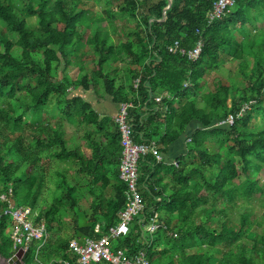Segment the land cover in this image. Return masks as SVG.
Masks as SVG:
<instances>
[{
	"label": "trees",
	"instance_id": "obj_1",
	"mask_svg": "<svg viewBox=\"0 0 264 264\" xmlns=\"http://www.w3.org/2000/svg\"><path fill=\"white\" fill-rule=\"evenodd\" d=\"M99 1L20 0V7L0 0V195L10 187L11 199L31 207L34 222L47 228L46 238L28 243L23 261L75 264L69 241L101 237L125 206L118 125L72 93L81 87L130 103L133 140L154 142L160 153L198 124L177 165L157 162L152 152L140 157L144 210L116 246L146 247L150 264H264V221L258 231L248 213L236 221L225 210L262 192L264 0H235L210 25L214 0H171L165 13L169 0H104L110 6L96 11ZM199 38L195 61L169 51L175 40L191 49ZM226 63H234L236 76L214 77L210 87L212 73L229 68ZM68 66L80 76L65 73ZM249 102L232 126L215 125ZM80 136L90 153L76 141ZM53 169L57 180L47 204L42 196ZM6 205L0 200V210ZM218 212L225 219L216 220ZM150 216L160 226L144 246L135 230ZM12 224L0 217L5 258L15 252Z\"/></svg>",
	"mask_w": 264,
	"mask_h": 264
},
{
	"label": "built area",
	"instance_id": "obj_2",
	"mask_svg": "<svg viewBox=\"0 0 264 264\" xmlns=\"http://www.w3.org/2000/svg\"><path fill=\"white\" fill-rule=\"evenodd\" d=\"M235 0H214L207 15V25L223 17L234 6ZM202 39L199 38L191 49L179 47V41L175 40L169 46V51L180 52L191 61L198 59L202 49ZM156 101L160 97L155 98ZM130 103L123 102L119 105L114 122L118 125L123 145L119 163V178L125 183V206L118 212V220L110 225L107 232L99 238L75 237L69 241V247L77 257L75 264H96L105 262L108 264H150L146 247L131 252L127 247L116 246V242L124 240L132 232V225L137 216L144 210V201L138 183V161L142 155L152 152L156 160H162L161 153L154 142H135L132 138V128L128 119V107ZM251 107V102L244 103L234 117H227L218 121L215 125L232 126L234 121L244 115ZM190 140V138L188 139ZM177 161L174 164L177 165ZM0 200L7 205L0 210L1 216H9L13 220L10 237L13 248L17 251L20 247L25 251L32 240H43L47 236L45 223H35L36 213L31 207L17 205L11 199V188L0 195ZM135 230L136 241L144 246H149L153 240V234L159 228L157 218L150 216L149 221H139ZM99 231V225L95 226V232ZM65 264H70L65 262Z\"/></svg>",
	"mask_w": 264,
	"mask_h": 264
},
{
	"label": "rangeland",
	"instance_id": "obj_3",
	"mask_svg": "<svg viewBox=\"0 0 264 264\" xmlns=\"http://www.w3.org/2000/svg\"><path fill=\"white\" fill-rule=\"evenodd\" d=\"M17 5H19L21 7V2L20 0H16ZM28 2H26L25 4H27ZM110 5H105L104 4V0H101L99 2H96L95 6H94V10H98V11H103L104 9L108 8ZM27 22L29 24V26L32 28L36 25V20L33 17H27ZM104 25V24H102ZM252 25H247L244 27V30H249L250 27ZM257 27H260L257 24ZM115 42H117V37L114 38ZM122 40H125V38H123ZM226 67L229 68H224L218 72H214L212 73L211 77L209 78L208 81V85H210V87H212V83L211 80L214 77H230L232 74L234 76H236V70L234 69V63H226ZM231 70L233 72H231ZM62 73V71H60ZM65 73L69 74L72 78H78L79 75V70L76 66H68L65 70ZM237 78V77H236ZM19 103L15 102V105L18 106ZM1 106V105H0ZM254 122L256 124H260L261 120H260V116H255ZM55 168V166H54ZM259 177L261 180V185H262V192L258 193L256 196H254L253 198H250L248 200L243 199V198H237V202L233 203L231 206L228 205L225 207L226 212H228V216H231L234 220H238L240 217V214L243 212H246L249 214V224L250 227L253 229H257L258 231H262L263 229V225H259V222H263L264 221V167L263 169L260 171L259 173ZM56 176L54 175V169L52 170V174L50 179L47 181V189L43 194V200H46L47 204L51 201L52 199V192L54 189V185H55V181H56ZM215 219L216 220H223L225 219V215L222 212H218L215 214Z\"/></svg>",
	"mask_w": 264,
	"mask_h": 264
},
{
	"label": "crops",
	"instance_id": "obj_4",
	"mask_svg": "<svg viewBox=\"0 0 264 264\" xmlns=\"http://www.w3.org/2000/svg\"><path fill=\"white\" fill-rule=\"evenodd\" d=\"M257 24L260 27L262 26L263 23H262V17L261 16L257 17L256 25ZM72 93L78 94L83 99L89 101L92 105V109L101 118L105 117V118H110V119L114 120V116L117 114L118 109H119V104L114 103L110 96H108L106 94L97 95L93 89L83 90L81 87L77 88L76 90H72ZM254 120H256L255 117L253 118V121ZM197 127H198V124L196 122H192L188 126V128L186 129L185 134H183L179 139H177L169 147L168 152L167 153H161L162 160L159 162H164L168 165H171V164L176 165V164H174V161H178V158L182 155H185L187 152L188 144L191 141V137L189 136L190 132L194 131ZM65 129L67 130L66 124H65ZM81 134H82V131H80L79 135H81ZM189 138H190V140H188ZM76 141L78 142L79 145L82 146L83 149H85L88 153H90V149L86 147L85 140L81 136L79 138H77ZM156 231H155V233H156ZM155 233L153 234V240H154ZM2 257L3 256L0 255V258H2Z\"/></svg>",
	"mask_w": 264,
	"mask_h": 264
},
{
	"label": "water",
	"instance_id": "obj_5",
	"mask_svg": "<svg viewBox=\"0 0 264 264\" xmlns=\"http://www.w3.org/2000/svg\"><path fill=\"white\" fill-rule=\"evenodd\" d=\"M170 4H171V0H169L168 4L165 6L163 13L166 12ZM24 253H25V250L20 247L10 257L8 258L2 257V260L6 261V264H25V262L23 261Z\"/></svg>",
	"mask_w": 264,
	"mask_h": 264
},
{
	"label": "flooded vegetation",
	"instance_id": "obj_6",
	"mask_svg": "<svg viewBox=\"0 0 264 264\" xmlns=\"http://www.w3.org/2000/svg\"><path fill=\"white\" fill-rule=\"evenodd\" d=\"M0 264H6V261L2 260V258H0Z\"/></svg>",
	"mask_w": 264,
	"mask_h": 264
}]
</instances>
